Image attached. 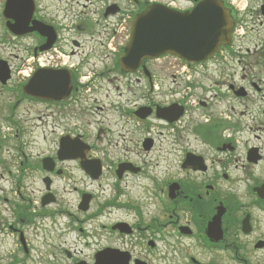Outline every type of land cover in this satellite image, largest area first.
<instances>
[{"label": "flooded vegetation", "instance_id": "flooded-vegetation-1", "mask_svg": "<svg viewBox=\"0 0 264 264\" xmlns=\"http://www.w3.org/2000/svg\"><path fill=\"white\" fill-rule=\"evenodd\" d=\"M203 1L0 0V264H264V0H218L189 76L120 66L137 15Z\"/></svg>", "mask_w": 264, "mask_h": 264}, {"label": "water", "instance_id": "water-1", "mask_svg": "<svg viewBox=\"0 0 264 264\" xmlns=\"http://www.w3.org/2000/svg\"><path fill=\"white\" fill-rule=\"evenodd\" d=\"M231 26L228 13L215 1H207L184 15L151 7L133 22L122 67L132 70L142 59L164 54L203 61L227 44Z\"/></svg>", "mask_w": 264, "mask_h": 264}, {"label": "rangeland", "instance_id": "rangeland-1", "mask_svg": "<svg viewBox=\"0 0 264 264\" xmlns=\"http://www.w3.org/2000/svg\"><path fill=\"white\" fill-rule=\"evenodd\" d=\"M158 64V66H160L159 63H161L162 65H171V62L170 61H166V62H156ZM22 113L24 112V109L21 111ZM33 136L31 137L32 139V144L30 146L31 148V151H32V154L34 155L35 153H40L38 152V148L37 146L40 147L41 145V136L37 134V131L36 130H33L32 132ZM41 149V147H40ZM41 153H44L43 151ZM106 184L107 182H104L102 184H100L102 187H106ZM59 187H60V194L63 198H70L72 195L68 192L69 190V186L67 184H59ZM61 187H64L63 189ZM40 188L39 186V183H37V181L35 183L32 184V189H38ZM28 191H30V189H28ZM34 195L36 194V191L33 193ZM66 201V200H64Z\"/></svg>", "mask_w": 264, "mask_h": 264}]
</instances>
